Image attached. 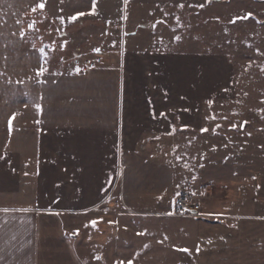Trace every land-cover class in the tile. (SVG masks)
Segmentation results:
<instances>
[{
  "label": "crops",
  "instance_id": "1",
  "mask_svg": "<svg viewBox=\"0 0 264 264\" xmlns=\"http://www.w3.org/2000/svg\"><path fill=\"white\" fill-rule=\"evenodd\" d=\"M213 2L0 0V209L11 210L0 211V264H89L73 221L113 198L134 219L162 221L151 227L152 246L162 247L156 264H264V210L180 217L186 184L164 159L172 142L160 147L177 127L169 77L177 56L161 27L181 4ZM38 15L113 26L125 49H97L113 57L106 68L71 74L46 61L33 35Z\"/></svg>",
  "mask_w": 264,
  "mask_h": 264
},
{
  "label": "rangeland",
  "instance_id": "2",
  "mask_svg": "<svg viewBox=\"0 0 264 264\" xmlns=\"http://www.w3.org/2000/svg\"><path fill=\"white\" fill-rule=\"evenodd\" d=\"M168 14L174 18L168 17L160 34L177 56L169 63L177 127L175 138L160 144L175 147L164 159L175 160L184 192L202 196L206 189L202 213L194 217L225 219L232 212H252L251 207L263 212L264 0H222ZM35 19L33 35L41 40L46 61L69 68L71 74L74 63L85 60L100 58L99 69L106 68L111 55L108 60L97 49L126 46L117 28L101 22ZM31 23H25L26 31ZM192 176L194 181L189 180ZM123 210L113 198L73 221L77 229L72 233L79 236L81 256L89 264H156L157 256L151 258L162 247L152 246L151 227L162 221L134 219ZM140 254H147L145 261Z\"/></svg>",
  "mask_w": 264,
  "mask_h": 264
},
{
  "label": "built area",
  "instance_id": "3",
  "mask_svg": "<svg viewBox=\"0 0 264 264\" xmlns=\"http://www.w3.org/2000/svg\"><path fill=\"white\" fill-rule=\"evenodd\" d=\"M102 66L101 59L85 60L80 63H74L72 67V74H76L78 70L88 72L97 70ZM203 196H196L188 192H181L176 199V207L179 211L178 215L181 217L199 216L202 213L201 198ZM202 217V216H201ZM205 217V216H203Z\"/></svg>",
  "mask_w": 264,
  "mask_h": 264
},
{
  "label": "snow or ice",
  "instance_id": "4",
  "mask_svg": "<svg viewBox=\"0 0 264 264\" xmlns=\"http://www.w3.org/2000/svg\"><path fill=\"white\" fill-rule=\"evenodd\" d=\"M209 2H211V0H209ZM181 8H183L184 7V5L183 4H181V5H179ZM201 7H203V5H200ZM39 7L40 8H43V4H40L39 5ZM33 11H35V8H33L32 9ZM249 15H251L250 13H249ZM73 19H75V17H73ZM175 39L176 40H179L180 39V37L179 36H177V37H175ZM262 70H264V69H262ZM44 69H40V70H38L37 71V76H43L44 75ZM79 71V70H78ZM37 107H38V109L42 112L43 111V109L41 108V106H39V105H37ZM14 118V117H13ZM206 131V130H205ZM0 211H4V212H8V211H11L10 209H7V208H5V209H0ZM19 211H26L25 209H20ZM93 223H95V222H93ZM144 233H138V235H143Z\"/></svg>",
  "mask_w": 264,
  "mask_h": 264
},
{
  "label": "water",
  "instance_id": "5",
  "mask_svg": "<svg viewBox=\"0 0 264 264\" xmlns=\"http://www.w3.org/2000/svg\"><path fill=\"white\" fill-rule=\"evenodd\" d=\"M218 2L222 1V0H217Z\"/></svg>",
  "mask_w": 264,
  "mask_h": 264
}]
</instances>
